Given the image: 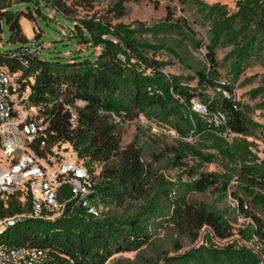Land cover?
Segmentation results:
<instances>
[{"label":"trees","instance_id":"1","mask_svg":"<svg viewBox=\"0 0 264 264\" xmlns=\"http://www.w3.org/2000/svg\"><path fill=\"white\" fill-rule=\"evenodd\" d=\"M25 1L33 3L27 7L30 13L34 9L43 19L47 18L44 9L48 6L74 21L71 37L77 39L79 48L68 62L40 56L44 46L39 22L33 24L34 37H28L22 19L33 16L26 8L16 9ZM125 1L118 0L112 10L116 8L119 15L124 14ZM180 1L192 5L209 24L205 64H189L184 41L176 38L191 39L196 48L202 43L191 36L192 28L185 20L175 18L171 10L162 21L152 24L125 23L95 14L73 18L63 0H0V46L3 22L9 30L7 43L15 44L14 48L0 52V66L17 76L22 90L30 92L40 118L52 131L49 142L70 143L85 159L90 174L88 200L103 207L100 217L92 215L72 197L70 186L63 184L57 195L65 206L60 217L53 221L21 218L0 235L1 240L16 246L47 247L52 264H104L114 254L146 245L151 226L167 222L193 240L201 237L202 243L164 256L162 264L261 263L264 157L253 150V142L246 137L251 126L261 124L246 115L233 97V88L219 80L217 50L229 49L223 61L233 80H238L252 62L262 60L264 0H235L232 11L220 2ZM35 46L40 49L34 51ZM161 52L173 55L191 67L194 74L185 77L165 71L170 61L158 58ZM258 75L245 78V82ZM260 75V84L249 93L252 98H261L257 106L264 109V73ZM193 80L197 81L195 86L190 84ZM209 88H220L218 95L209 96ZM196 97L206 103L208 114L193 109ZM78 101L83 106L79 108L77 127L71 128L67 106ZM218 111L225 113L224 122L214 120L213 114ZM112 113L128 120L143 115L161 131L167 129L175 135L177 145L169 148L172 154L168 161L186 165L184 171L191 176L180 187L195 191L215 187L221 198L232 197L237 203L220 208L190 202L179 193L173 197L177 183L167 182L161 175L152 194L147 188L152 169L143 160L144 146L136 140L121 146V129L113 121ZM188 158L198 164H186L184 160ZM220 160L226 161L221 163V171L199 170L203 163ZM98 166H102L103 179L94 183ZM19 196L20 192L7 200L0 198V218L29 208V193L25 194V202ZM127 199H141L144 203L132 214H105L110 203ZM240 214L248 222L236 228L234 222ZM228 238L233 239L216 241Z\"/></svg>","mask_w":264,"mask_h":264},{"label":"rangeland","instance_id":"2","mask_svg":"<svg viewBox=\"0 0 264 264\" xmlns=\"http://www.w3.org/2000/svg\"><path fill=\"white\" fill-rule=\"evenodd\" d=\"M63 1L69 6L73 18H81L83 16H91L95 14L97 16L109 18L112 22L122 21L125 23H131L134 21H143L152 24L162 21L166 17L168 10H171L175 18H182L185 20L186 24L192 28V30H190L191 36L195 35V38L202 43L200 47L196 48L191 42V39L176 38L184 41V55L188 57L189 64L201 65L206 63L205 54L207 50L205 44L209 42V24L189 3H182L180 0H127L123 3L124 14L119 15L118 9L115 8L112 10V8L116 6L118 0ZM204 1L209 3L220 2L226 4L231 11L235 8V0ZM32 5V2L25 1L18 4L16 9L26 8V11L30 13L27 7ZM44 11L47 14L46 19L40 17L34 9L32 10L30 14H32L33 18L29 19L30 23L23 25L24 33L28 37H33L36 33L33 29V24L39 22L43 31L41 41L44 46L39 52L40 56L44 59L68 62L70 58L75 56L76 50L79 48L77 39L71 37L74 21L61 13H55V10L52 8L50 10L48 6ZM2 37L3 44L0 46V52L15 47V44L7 43L9 30L6 22H3ZM228 50V48L217 50V58L220 63V66L217 67L219 80L229 84L233 88V97L239 102L240 107L246 115L255 122L261 124L260 126H251L250 135H247L246 137L253 142V150L260 157H264V109H260L257 106V103L261 98H252L249 93L253 87L260 84V74L264 73V57L258 62H252V64L245 69L243 74H241L238 80H233L232 75L228 72L227 64L223 61L224 54ZM84 52L86 53V51ZM157 57L170 61V64L165 67V71L169 73L180 74L185 77L194 74V70L191 67H188L168 52H161ZM254 74L259 75L253 78L251 82L246 83L245 78ZM190 84L195 86L197 81H190ZM206 92L211 97L218 95V90L214 88H209ZM195 100L206 104L200 97H196ZM119 127L122 134L121 146L124 147L134 140L137 141L138 145L144 146L143 160L148 164L149 168L152 169L151 182L147 185L148 191H151L152 194L156 191V188L159 185L157 178L161 175L167 182L177 183V186L174 187V193L172 194L173 197L179 193L185 195L186 199L190 202L206 203L219 206L220 208L227 204L235 205L237 203L232 197L221 198L218 189L215 187H211L205 191H195L187 190L185 187L179 186L182 182H189L191 176L184 171L186 165H176L168 161V158L172 154L169 148L172 145H177V138L167 129L165 130L166 132H163L160 129L153 131L148 126L137 121L124 122L119 124ZM184 162L193 166L198 164L192 158L185 159ZM221 163L226 164V161L220 160L219 162L203 163L199 170L221 171L224 169V165ZM102 179V166H98L94 183L101 181ZM233 184L234 180L231 181V185ZM143 203L144 202L141 199H127L126 201L113 202L107 207L105 214H132ZM236 218L237 219L234 222L236 228L242 227L248 222V220L241 214ZM231 239L233 238L225 240L216 239V241L218 243H223ZM201 243V237L193 240L190 236L180 232L173 224L165 222L159 226H151V237L146 245L136 250H128L114 254L104 264H162L164 256L176 255L192 247L199 246ZM262 262L264 263V258Z\"/></svg>","mask_w":264,"mask_h":264},{"label":"built area","instance_id":"3","mask_svg":"<svg viewBox=\"0 0 264 264\" xmlns=\"http://www.w3.org/2000/svg\"><path fill=\"white\" fill-rule=\"evenodd\" d=\"M33 29L36 30L34 25ZM39 49V46L34 47V51ZM223 93L229 96L226 91ZM82 106V101L67 106L71 112V128L77 127ZM193 109L208 114L207 105L199 101L193 100ZM111 117L118 125L137 121L153 131L159 129L143 115L133 120L115 113ZM225 117L221 111L213 114L217 123L224 122ZM51 133L48 124L39 116L38 106L31 102L30 92L22 90L17 76L0 66V198L7 200L20 192L19 199L25 202V194L30 196L26 211L0 218V235L21 218L53 221L60 217L65 206L58 201L57 195L63 184L70 186L72 197L89 213L101 216L103 207L88 200L90 174L85 159L70 143L62 140L50 143ZM262 261L260 264H264ZM0 264H52V256L47 247L16 246L0 239Z\"/></svg>","mask_w":264,"mask_h":264},{"label":"crops","instance_id":"4","mask_svg":"<svg viewBox=\"0 0 264 264\" xmlns=\"http://www.w3.org/2000/svg\"><path fill=\"white\" fill-rule=\"evenodd\" d=\"M27 23H30V20L27 18L22 19V24L26 25Z\"/></svg>","mask_w":264,"mask_h":264}]
</instances>
